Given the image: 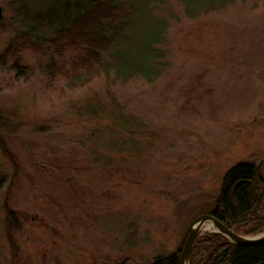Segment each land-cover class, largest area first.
Here are the masks:
<instances>
[{
  "label": "rangeland",
  "instance_id": "1",
  "mask_svg": "<svg viewBox=\"0 0 264 264\" xmlns=\"http://www.w3.org/2000/svg\"><path fill=\"white\" fill-rule=\"evenodd\" d=\"M127 1L167 23L151 82L51 75V0H0V264H150L264 160V0Z\"/></svg>",
  "mask_w": 264,
  "mask_h": 264
},
{
  "label": "trees",
  "instance_id": "2",
  "mask_svg": "<svg viewBox=\"0 0 264 264\" xmlns=\"http://www.w3.org/2000/svg\"><path fill=\"white\" fill-rule=\"evenodd\" d=\"M44 7L45 14L35 17L52 25L54 34L50 39L27 47L38 55L49 53L47 68L51 75L62 74L73 80L76 76L91 77L102 69L104 73L114 71L122 80L140 75L151 82L158 76L151 64L154 59L162 57L154 46L163 37L165 21L150 18L147 12V18L142 16L139 25L135 24L139 13L127 0H51ZM133 24L141 33L136 40L130 39L136 32ZM116 46L121 47L117 52L114 50ZM66 51L75 54L68 58L67 68L57 59ZM262 179L253 164L233 166L222 180L215 208L209 215L237 232L261 231L264 227ZM7 223L10 234L18 230L15 213L9 210ZM182 245L177 251L158 257L150 264H179ZM189 264H264V244L235 246L218 234H207L197 239Z\"/></svg>",
  "mask_w": 264,
  "mask_h": 264
},
{
  "label": "water",
  "instance_id": "3",
  "mask_svg": "<svg viewBox=\"0 0 264 264\" xmlns=\"http://www.w3.org/2000/svg\"><path fill=\"white\" fill-rule=\"evenodd\" d=\"M2 18L3 11L0 7V21ZM263 162L264 160H262L259 166H257L258 170L261 168ZM208 224L214 227L215 231H206L204 227ZM205 234H218L226 239L230 244L235 246H255L264 244V230L257 237H245L234 233L233 231L226 228L221 222L216 220L213 216L206 214L195 218L189 225L187 236L180 250L179 264H189V257L192 248L194 247L197 239L204 236Z\"/></svg>",
  "mask_w": 264,
  "mask_h": 264
},
{
  "label": "bare ground",
  "instance_id": "4",
  "mask_svg": "<svg viewBox=\"0 0 264 264\" xmlns=\"http://www.w3.org/2000/svg\"><path fill=\"white\" fill-rule=\"evenodd\" d=\"M206 231H212V230H214L215 228L213 227H211L210 226V224H208V225H206V227L204 228Z\"/></svg>",
  "mask_w": 264,
  "mask_h": 264
},
{
  "label": "flooded vegetation",
  "instance_id": "5",
  "mask_svg": "<svg viewBox=\"0 0 264 264\" xmlns=\"http://www.w3.org/2000/svg\"><path fill=\"white\" fill-rule=\"evenodd\" d=\"M264 163V162H263ZM257 171H258V169H257ZM259 173V172H258ZM260 174V173H259Z\"/></svg>",
  "mask_w": 264,
  "mask_h": 264
}]
</instances>
